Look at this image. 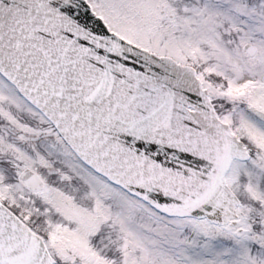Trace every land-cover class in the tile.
<instances>
[{
	"label": "snow or ice",
	"instance_id": "obj_1",
	"mask_svg": "<svg viewBox=\"0 0 264 264\" xmlns=\"http://www.w3.org/2000/svg\"><path fill=\"white\" fill-rule=\"evenodd\" d=\"M0 264H264V0H0Z\"/></svg>",
	"mask_w": 264,
	"mask_h": 264
}]
</instances>
